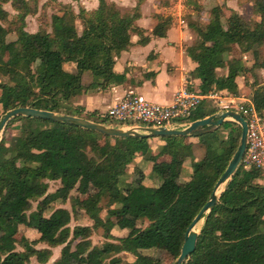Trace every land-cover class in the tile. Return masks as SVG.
Returning a JSON list of instances; mask_svg holds the SVG:
<instances>
[{
    "label": "trees",
    "instance_id": "16d2710c",
    "mask_svg": "<svg viewBox=\"0 0 264 264\" xmlns=\"http://www.w3.org/2000/svg\"><path fill=\"white\" fill-rule=\"evenodd\" d=\"M37 1L0 0V77L6 79L0 80V110L28 105L106 123L91 110L82 112L74 97L84 87V72L90 75L88 87L123 80L112 65L130 43L137 8L120 11L111 1L97 0L87 14L63 4L50 14L48 30L39 26L30 32L24 29V17L36 11ZM4 2L16 11L14 18ZM194 12L183 16L192 34L184 49L195 62L198 92L225 89L235 94L237 75H254L264 66L259 51L264 44V0H252V18L231 9L223 21L219 4L208 8L205 20ZM169 24V16L157 15L151 34L163 35ZM8 30H15L14 38L6 39ZM136 30L138 41L144 42L143 29ZM232 47L236 54L230 55ZM245 52L249 65L241 58ZM64 62L74 69H65ZM219 67L226 68L225 74L216 72ZM248 85L247 96L264 117V80L253 78ZM216 109L210 98H202L182 119L201 118ZM13 121L15 132L0 138V264L44 263L58 244V255L49 264H164L152 254L145 257L157 245L173 263L185 227L208 198L239 136L236 122L225 119L186 135H159L163 142L152 151L154 136H110L30 115H15L6 124ZM195 145L202 151L198 158ZM137 154L148 161L155 185L129 197L121 176ZM185 161L190 173L178 183ZM48 180L58 181L53 190L47 189ZM83 214L90 222L70 228L71 217L77 220ZM18 225L32 228L37 236H17ZM200 228L193 250L180 264H264V172L239 162ZM94 231L101 238L97 242L90 237Z\"/></svg>",
    "mask_w": 264,
    "mask_h": 264
},
{
    "label": "crops",
    "instance_id": "0c3cea01",
    "mask_svg": "<svg viewBox=\"0 0 264 264\" xmlns=\"http://www.w3.org/2000/svg\"><path fill=\"white\" fill-rule=\"evenodd\" d=\"M108 1L113 2L119 10H131L133 7H136L138 12L133 20V27L129 29L130 43L127 47L119 51L112 65L114 72L124 75L123 80L116 83H109L102 88L97 86L88 87L86 84L90 81V75L84 72L81 75V82L84 87L75 95L73 103L82 106V112L93 111L95 113L94 115L100 119L104 118L103 113L106 109L125 92H133L146 100L163 104L171 102L175 91L181 85L187 86L189 90L198 92L199 78L193 70L195 62L191 60L184 49L185 45L190 42L192 36L191 31L181 15V11H186V5L182 7L180 3L170 2V0L168 2L166 0ZM227 1L220 0L223 5L228 6ZM81 2L85 10H93L97 6V0H81ZM192 12L193 10L191 14H193ZM157 15L169 16L170 18V24L161 36L151 34V29L157 20ZM136 28L143 29L142 34L147 37L144 42L138 41L139 34ZM242 60L246 65H249L245 62L244 58ZM62 66L67 70L74 69V65L70 62H64ZM216 72L225 74L226 68L219 67L216 69ZM254 72L255 78L259 82L264 80V66L257 67ZM245 73L239 74L234 78L237 85V92L235 94L225 89H213L208 91L213 96L207 95L208 97L205 96L203 98H210L212 104L217 108L218 104L216 102L226 99L229 96L248 97L247 93L244 94L247 91L245 81L252 80L253 75L249 74V79V76L245 75ZM243 76H245V81L243 80ZM104 124L119 126L108 123ZM189 140H193V137L189 136ZM150 141L153 142L151 144L152 151H154L157 145L163 142L157 136L152 137ZM196 151L197 149L194 148L193 154L195 158H198L199 156H196ZM183 165L189 167V172L188 174H184V171L181 170L179 177L186 179L190 173V166L186 161ZM129 167H131L132 171L141 170L143 176L138 178H154L149 169L148 161L143 160L138 154L133 157L125 171ZM21 227L33 231V237L37 236V233L32 228L23 225H18L17 232ZM23 235L27 236L26 234ZM60 246L58 244L51 247L50 257L46 262L40 264H49L58 255ZM76 264L79 263L76 262Z\"/></svg>",
    "mask_w": 264,
    "mask_h": 264
},
{
    "label": "built area",
    "instance_id": "2783aa9c",
    "mask_svg": "<svg viewBox=\"0 0 264 264\" xmlns=\"http://www.w3.org/2000/svg\"><path fill=\"white\" fill-rule=\"evenodd\" d=\"M207 95L213 96L211 92L198 93L181 85L171 102L163 104L146 100L133 92H125L106 109L103 117L108 124L124 127H181L188 122L182 118ZM217 104L215 113L230 109L238 112L245 120L246 144L239 162L243 167L253 165L264 172V117L256 112L248 97L229 96L218 100Z\"/></svg>",
    "mask_w": 264,
    "mask_h": 264
},
{
    "label": "rangeland",
    "instance_id": "374dc122",
    "mask_svg": "<svg viewBox=\"0 0 264 264\" xmlns=\"http://www.w3.org/2000/svg\"><path fill=\"white\" fill-rule=\"evenodd\" d=\"M168 1L169 0H166V2H168ZM63 2H65V3H63ZM170 2H178L182 5V7L186 5V11H181L182 16H184L188 12L191 14L192 10H193L192 13H195L194 10H196V11H198L199 17L204 19V20L207 17L208 8L212 4H219L220 5V12L219 13H220V17L223 21L226 20V17L228 16L230 10L233 8H235L233 10L239 12L245 18L255 17V14L252 12V0H228L227 1L228 6L223 5V3L220 2V0H170ZM63 4H69L74 13H77L80 8L85 10L84 9L85 7L84 8L82 7L83 3L81 2V0H38L36 3V11L34 13H30V14L28 13L25 15V21L26 22L24 24V29L27 31H35L40 26V27H44L48 30L49 29L48 23H49L50 14L52 12H56L58 10V8L60 6H62ZM2 6L14 18L16 11L11 8V6L9 5V2L2 3ZM197 6H198V8L196 9ZM231 7H233V8H231ZM126 10L127 9L120 10V11H126ZM85 12H87V14H88L91 12V10H85ZM74 22H75V26H76L77 30L80 31L81 23H80L79 18H75ZM14 24H16L15 21H14ZM4 25L7 28H9L8 24L5 23ZM12 26H13V24H12ZM14 31L15 30H8L6 33V36H5L6 39L14 38L15 37ZM259 51H260L261 55H264V44H262L259 47ZM229 54L230 55L236 54V50L234 47H232ZM241 56H242L241 58L242 59L244 58L245 62L247 64H249V62L251 60L249 52L242 53ZM249 74H250L249 72L245 73V75L249 76V79H250ZM243 77H244L243 80L245 81V76H243ZM252 78H255V73L252 76ZM0 80L6 81V79L4 77H0ZM250 81H245V83L247 85V91H245L244 94H246L249 91L248 83ZM5 111L0 110V118L4 114ZM10 118H12V117H10ZM227 118L230 119V117H227ZM7 121L8 120H6V122ZM6 122L0 128V138L3 136H8L10 133L15 132L16 121L15 122L13 121L9 125H7ZM150 143L152 144L153 142H150ZM194 148L197 149L196 156H200L202 153L201 149L198 148L196 145L194 146ZM181 170L184 171V174H188L189 167L187 165H183ZM131 171H132L131 167H129L127 169V171H124V173L121 176V179H123V181L127 184L129 197H131L132 195L138 194V193L149 191L152 188V186L155 185V180L153 178H138V177L143 176L141 170L140 171L133 170L132 172ZM131 174H133V175H131ZM130 175H131V178H130ZM176 179H177L178 183H181L183 180H185V178H181V177H177ZM57 184H58L57 180H48L47 189L53 190L57 186ZM129 203H130V210H129L128 214L131 215L132 209H133V202L131 199L129 200ZM34 204H35V201H32V207H34ZM64 205L66 207H68V203H65ZM114 219L117 220V218H114ZM89 222L90 221L88 220V218L83 214L80 218H77V220H74L71 217V219L68 222V225L71 228L75 223H81V224L87 223L88 224ZM19 234H26L29 238L34 236L33 231H31L29 229H25L24 227H21L16 235L19 236ZM90 237H91V240L94 242H97L101 239L98 231H94L90 235ZM151 254L155 257H160L161 259H163L164 264H166V263L172 264L170 258H167L165 256L160 245H157L153 251L146 252L145 257L147 259H149L151 257ZM124 257L131 258V255L125 254ZM71 264H76V262L72 261Z\"/></svg>",
    "mask_w": 264,
    "mask_h": 264
},
{
    "label": "water",
    "instance_id": "95a60500",
    "mask_svg": "<svg viewBox=\"0 0 264 264\" xmlns=\"http://www.w3.org/2000/svg\"><path fill=\"white\" fill-rule=\"evenodd\" d=\"M15 115H30L44 117L51 120L66 121L78 126L90 128L96 130L102 134L110 136H161V135H186L190 131L199 128L203 125L212 124L218 125L223 120L230 117L231 120L236 122L239 126V136L236 142V146L228 159L223 171L215 180L208 198L200 206L197 212L193 215L188 225L185 227L183 239L179 248V252L176 255L172 264H180L188 254L193 250L195 245L196 236L199 232L194 229L195 225L200 219H203V215L209 211L213 204L217 201L220 191L229 176L232 174L236 166L238 165L240 158L243 154L246 144V124L244 118L234 110H223L218 113H213L201 118H195L189 120L185 125L181 127H167V126H112L98 121H94L83 116L74 115L70 113H58L48 109L35 108L28 105H18L7 109L0 118V128L10 117Z\"/></svg>",
    "mask_w": 264,
    "mask_h": 264
},
{
    "label": "bare ground",
    "instance_id": "6f19581e",
    "mask_svg": "<svg viewBox=\"0 0 264 264\" xmlns=\"http://www.w3.org/2000/svg\"><path fill=\"white\" fill-rule=\"evenodd\" d=\"M201 222H202V219H200L199 222L195 225V227H194L195 230H197L199 228V226L201 225Z\"/></svg>",
    "mask_w": 264,
    "mask_h": 264
}]
</instances>
